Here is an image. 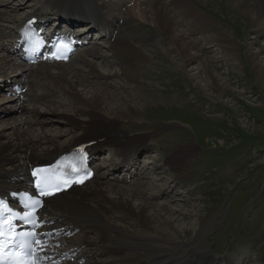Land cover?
<instances>
[{
  "label": "rangeland",
  "instance_id": "rangeland-1",
  "mask_svg": "<svg viewBox=\"0 0 264 264\" xmlns=\"http://www.w3.org/2000/svg\"><path fill=\"white\" fill-rule=\"evenodd\" d=\"M3 1H0V10L5 4L9 5L11 12L18 15L16 20L25 18L35 7L42 5L41 0ZM146 1L161 6L172 17L176 31L195 44L189 52L198 55L196 59L184 63L183 55L169 34L154 23L149 4L141 0L143 4L140 7L145 8L147 13L146 20H140L139 30L147 38L153 37L152 42L156 41L162 47V50L156 46V51H148L153 59L141 74L145 83L140 85L145 86L134 89L132 84L124 82L126 70L117 73V67L108 68L101 59L94 60L97 71L101 73L107 69L113 73L106 79L116 87L109 85L105 88L117 94L115 99L118 104L135 101L141 106V111L132 120L117 119L119 130L130 137L142 133L147 138L152 137V142H147V147L137 155V164L143 168L140 177L117 185L130 188L135 181L143 182L138 185L141 196L149 203L159 205L158 209L162 212V216L159 215L162 230L168 232L165 240L187 243L180 246L176 254L185 255L190 246H197L194 238L200 237L214 258L231 257L227 260L233 262L234 256L242 258L244 264H264V87L256 79L258 70L264 68V24L251 12L245 11H251L250 2L184 0L187 7L178 9L169 0ZM256 6L254 2L250 8ZM11 25L10 21L0 20V27L4 30H10ZM213 32L216 37L224 36L227 45L218 47L214 42H206L205 36ZM94 42L103 44L104 41ZM101 49L102 53L109 54L103 45ZM221 49L229 52L230 57L226 59ZM231 60L237 61L239 69L228 64ZM203 64L209 66L212 76L203 73ZM4 78L8 85L5 88L1 86L4 90L0 91V109H4L0 110V124L15 108H11V102H5L14 78L9 74ZM59 98V102L51 105L52 108L55 106L53 112L41 102L36 104L37 114L19 109L16 104V115L20 118L38 119L42 123L41 126L26 125L30 135L43 133L63 141L74 131H79L74 122L89 120L87 114L79 112L80 109H73L64 96L59 95ZM24 104L28 105L27 102ZM143 144L146 141L138 144L137 150ZM186 145L193 148V153L190 154L188 148L179 166L169 164L171 156ZM106 149L113 150L101 155L100 164L107 163L102 157L115 154L113 143L104 146L103 151ZM146 159L150 162L147 163ZM195 210L202 215L200 219L193 216ZM188 221L189 232H184L182 236L169 228L171 225L183 227V223ZM118 224L132 230L127 222L118 221ZM224 253L232 256L222 255ZM127 255L111 253L98 258L97 264L102 260L107 264L125 262L122 257ZM186 255L188 261L201 256L192 251ZM220 260L217 261L222 264Z\"/></svg>",
  "mask_w": 264,
  "mask_h": 264
},
{
  "label": "bare ground",
  "instance_id": "bare-ground-1",
  "mask_svg": "<svg viewBox=\"0 0 264 264\" xmlns=\"http://www.w3.org/2000/svg\"><path fill=\"white\" fill-rule=\"evenodd\" d=\"M41 1L42 5L35 7L31 14L17 20L15 19L18 17L17 13L11 12L9 5L5 4L4 9L0 10V20L12 23L8 31L0 27V91L4 90L1 88L2 85L4 88L8 85L3 76L9 74L14 78V82L25 88L23 93L18 94L19 97L8 94L5 102H11V105H14L11 108H16L18 104L19 109L37 114L39 110L36 104L41 102L53 112L55 106L52 108L51 105L59 102V95H62L73 109L78 108L82 115L87 114L89 120L74 122V127L79 131H74L70 137L58 141L43 133L30 135L26 125L41 126L42 123L38 119L20 118L16 115L17 111L14 108L11 115H7L0 124V188L2 189H13L23 185L30 165L41 161H51L58 154L79 144L89 145L90 149L96 151L104 144L113 143L120 162L111 167V171L127 170L136 162L134 158L138 144L146 141V136L142 135L144 133L130 137L119 130L117 119L132 120L141 111V106L135 101L118 104V100L115 99L117 94L105 88L109 85L116 87L106 79L109 75L113 76V73L107 69L100 73L94 62L96 59H101L104 66L117 67L118 70L115 71L117 73L126 70L124 82L132 84L134 89L145 86L140 85L145 83V80L141 79V74L146 71V66L153 59L148 51L155 50L156 46L162 50V47L156 41L152 42L153 37L147 38L139 30L138 25L144 22L142 20H146L147 10L140 7L143 2L141 0L139 2L134 0ZM143 1L144 4H149V12L153 14L154 23L169 34L173 43L176 44L178 51L184 57V63L196 59L198 54L189 52L195 48V44L189 37L176 31L172 17L161 6ZM169 2L178 9L187 7L184 0H169ZM239 2H250L251 11L248 9L245 11L251 12L262 25L264 24V20L262 21L264 0H239ZM254 2L257 6L250 8ZM61 6H64L66 15H69V11H73L79 16L78 24L85 32L97 27L98 38L104 40L106 44L94 42L92 46L82 47L67 63L40 62L28 65L20 62L16 56V45L24 21L31 15L48 20L49 11L52 10L53 14L56 12L58 15L62 12ZM43 26V24L40 25V27ZM220 36L216 37L213 32L206 35L205 40L209 43L214 42V45L218 47L226 46L224 36ZM101 45L107 48L109 54L102 53ZM221 53L226 59L230 57V53L226 50L221 49ZM233 56L232 54L231 58ZM228 64L234 69H239L236 60H231ZM263 69L258 70L256 79L259 83L262 82L264 87ZM202 71L205 75L212 76L208 65L203 64ZM24 102L28 105L25 106ZM73 104L76 106L74 107ZM188 148L190 154L193 153L190 145L183 146L178 153L171 156L169 164L179 166ZM145 161L150 162L148 159ZM96 167L100 166L96 165ZM97 171V176L82 184L81 187L71 188L66 193H60L46 201L42 214L46 215L43 216L49 222L47 229H51L58 235L60 246L44 247L42 251L44 264H97L100 260L98 258L111 253L128 254L127 257H122V260L128 264H213V257L208 253L205 241L200 237L193 240L197 246H190L186 251V253L192 251L198 256L201 254L195 262L188 261L186 253L185 255L176 254L178 248L187 243L165 240L164 237L168 236V232L162 230L163 223L159 219L162 212L158 209L159 205L149 203L141 196V188L138 185L143 183L142 181H135L132 187L127 188L117 185L111 178L105 180L104 174L99 172V169ZM181 208L187 210L185 206ZM192 214L195 219L202 217L197 210ZM118 221L127 222L132 230L122 227ZM188 225L189 221L183 223V227L171 225L172 227L169 228H172L176 235L182 236L184 232H189ZM207 228L208 226L205 229ZM84 230L93 236L87 235ZM63 256L65 257L62 258ZM227 258L231 257L223 256L220 262L242 264V258L233 262H228ZM81 261L83 262L80 263ZM125 262L118 264H125ZM100 263L107 264L105 260Z\"/></svg>",
  "mask_w": 264,
  "mask_h": 264
},
{
  "label": "snow or ice",
  "instance_id": "snow-or-ice-1",
  "mask_svg": "<svg viewBox=\"0 0 264 264\" xmlns=\"http://www.w3.org/2000/svg\"><path fill=\"white\" fill-rule=\"evenodd\" d=\"M29 39H31V37H29ZM32 43L34 45L33 50H37L42 42L39 41L38 39H35V40H32ZM62 46L67 48V45H62ZM33 175L35 176L36 172H34ZM51 194L52 193L41 192V195H51ZM20 195L25 196V194H20ZM29 201L31 203H28ZM22 203L24 204L25 208H28V207H35L36 205L40 203V201L34 200L31 196H26L25 200H23ZM9 216L13 217L12 220L7 221L9 232H12L14 219H17V218L25 222L32 223L34 227L37 226V222L34 219H32L30 214L25 213V215L21 216L18 213H14L11 208L7 207L4 201L0 200V241H3L4 224H5L6 219ZM38 235H39L38 233H23V232L16 233L14 237L12 238L11 243L8 245V247L13 248V249L22 250V255L19 253L15 254L19 256V258L16 260H13L12 254H10L7 264H25L24 257H32L33 245L38 243V240H37ZM4 252H5L4 244L0 242V264H5ZM37 262H38V257L36 259H31L30 261L27 262V264H37Z\"/></svg>",
  "mask_w": 264,
  "mask_h": 264
}]
</instances>
